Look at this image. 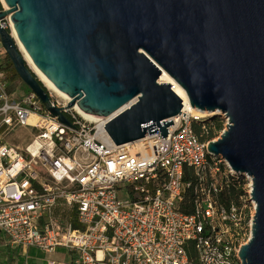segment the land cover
Here are the masks:
<instances>
[{"label":"built area","instance_id":"1","mask_svg":"<svg viewBox=\"0 0 264 264\" xmlns=\"http://www.w3.org/2000/svg\"><path fill=\"white\" fill-rule=\"evenodd\" d=\"M0 24L13 31L10 16ZM50 94L70 125L36 92H10L0 69V247H63L62 264H241L253 178L209 152L207 119L184 103L167 136L157 127L117 145L114 116L88 118ZM23 128L30 140L10 142Z\"/></svg>","mask_w":264,"mask_h":264},{"label":"water","instance_id":"2","mask_svg":"<svg viewBox=\"0 0 264 264\" xmlns=\"http://www.w3.org/2000/svg\"><path fill=\"white\" fill-rule=\"evenodd\" d=\"M0 43L19 77L60 121L48 87L20 50L85 113L114 116L117 144L169 133L184 100L165 69L200 111H219L227 128L210 140L239 173L253 178L256 213L241 264H264V0H4ZM117 112V113H116ZM115 114V115H114ZM186 113H184V116Z\"/></svg>","mask_w":264,"mask_h":264},{"label":"rangeland","instance_id":"3","mask_svg":"<svg viewBox=\"0 0 264 264\" xmlns=\"http://www.w3.org/2000/svg\"><path fill=\"white\" fill-rule=\"evenodd\" d=\"M0 4H1L0 10H4V9L6 10L1 0H0ZM7 59H8L7 53L5 49L2 47V44L0 43V64L1 63L5 64ZM26 86L19 88V90L22 92H28L27 89L28 86L27 87ZM51 93L55 99L61 102H67L65 98H63L61 95L57 94L56 92H51ZM206 119H207V123L211 127V129L209 130V134L211 131H213L215 133L214 139H218L220 135L223 133V131L227 128V122L225 117L222 114H219L210 118L206 117ZM219 127L221 128L220 130H218ZM26 135H30V131L27 128H23L20 131H18L17 134L14 133L13 135H9V140L14 144L23 145L25 142H28L30 140V137L29 136L27 137ZM238 192L239 190H237V193ZM228 199L229 198L226 197L225 201H227ZM5 249L12 250L15 252L16 255L13 264H48L49 260H55L57 264H62L64 262H68L71 257V254L68 251V249L63 247H58L57 251L52 253L44 252L43 250L35 247H31L26 251H23L21 248H15V247L13 248L5 247ZM0 258H2V255L0 256Z\"/></svg>","mask_w":264,"mask_h":264},{"label":"bare ground","instance_id":"4","mask_svg":"<svg viewBox=\"0 0 264 264\" xmlns=\"http://www.w3.org/2000/svg\"><path fill=\"white\" fill-rule=\"evenodd\" d=\"M1 2L3 3L4 7L6 9H9V7L6 5V3L4 2V0H1ZM13 36L17 39V35L16 32L13 30ZM18 45L20 47V50L22 51V53L24 54L27 62L30 64V66L32 67V69L35 71V73H37L38 77L43 81V83L48 87V89L51 92H56L57 94L61 95L63 98H65L67 100V103H69V101L71 100V98L64 92H62L61 90H59L54 83L48 78L46 77V75H44V73H42V71H40L36 65L33 63L32 59L30 58V56L28 55V53L26 52L25 48L23 47V45L18 41ZM160 83H170L174 86V90L176 91V93H178V95H180V97H182V99L184 100L185 103V109L189 110L192 114L194 115H198L199 117H203L206 119V117L210 118V117H214L215 115H219L221 114V112L219 111H214V112H209V111H200L196 108H193L190 104H189V99L188 96L185 92V90L174 81V79L171 77V75L165 70L162 69V73L159 79ZM75 109L82 114L83 116H86L88 118H93L94 115L85 113L84 111H82L77 105L75 106ZM117 113V112H116ZM142 140H137L136 142H141Z\"/></svg>","mask_w":264,"mask_h":264},{"label":"trees","instance_id":"5","mask_svg":"<svg viewBox=\"0 0 264 264\" xmlns=\"http://www.w3.org/2000/svg\"><path fill=\"white\" fill-rule=\"evenodd\" d=\"M0 7H1V4H0ZM7 57H8V55H7ZM0 69L6 73V78L8 80V89L10 92H13L17 88H21V87L26 86L25 83L22 82L18 73L16 72L14 65H13L12 61L9 59V57H8L5 64H3V63L0 64ZM27 89H28V91L31 90L28 87H27ZM219 126H221V125H219ZM210 129H211V127L209 128V130ZM220 129L221 128L219 127L218 130H220ZM197 133L199 135L201 134L200 128H197ZM214 137H215V133L213 131H211L210 134L208 133L206 135H203L202 138L211 140V139H214ZM1 255H2V258H0V264H13L16 254L12 250H7V249H5V247H0V256Z\"/></svg>","mask_w":264,"mask_h":264}]
</instances>
